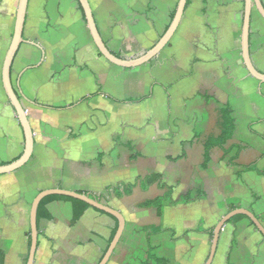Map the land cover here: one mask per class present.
Listing matches in <instances>:
<instances>
[{"label":"crops","instance_id":"obj_1","mask_svg":"<svg viewBox=\"0 0 264 264\" xmlns=\"http://www.w3.org/2000/svg\"><path fill=\"white\" fill-rule=\"evenodd\" d=\"M89 2L109 49L119 57L134 58L166 32L179 0ZM18 5L19 0H0V164L19 158L25 147L23 129L2 83ZM244 7V0H188L167 46L148 63L124 68L99 52L78 0L29 1L25 42L13 62L12 80L35 146L25 166L0 175L4 264L27 263L31 206L37 194L49 188L100 193L108 186L161 173L174 186V200L189 190L195 195L204 189L205 199L167 206L162 216L155 208L137 207L164 194L157 184L104 201L126 219L108 264H156L149 259L152 255L170 264L172 258L174 264H205L210 230L230 205L251 210L264 225V175L257 171L237 175L240 169L229 163L236 151L224 156L219 147L204 164V143L220 134V111L231 105L236 129L229 144L244 145L236 162H257L264 171V139L250 130V121L245 130L250 139L242 142L237 137L235 105L242 103L241 111L251 110L250 94L255 92L263 97L256 110L264 109V82L251 76L241 62ZM250 47L255 66L264 72V19L259 12L252 16ZM136 68L146 78L142 87L139 75L129 70ZM110 96L148 97L140 103H120ZM207 101L210 105L205 107ZM258 119L253 128L264 136V111ZM128 143L138 158H130ZM72 218L70 201L53 199L42 207L34 264H98L116 220L93 207L74 226ZM201 221L204 231L198 232ZM151 225H162L163 232L144 231ZM212 264H264L263 235L245 218L228 222Z\"/></svg>","mask_w":264,"mask_h":264},{"label":"water","instance_id":"obj_2","mask_svg":"<svg viewBox=\"0 0 264 264\" xmlns=\"http://www.w3.org/2000/svg\"><path fill=\"white\" fill-rule=\"evenodd\" d=\"M30 0H19L18 10L16 14L14 33L12 36L11 43L9 48L5 54L2 66V83L5 90V93L13 106L21 127L23 129L24 138H25V147L22 155L14 161L0 164V175L8 174L15 172L25 166L29 160L31 159L34 151L35 140H34V132L29 121L26 110L21 102L19 94L14 87L12 80V66L15 60V57L21 47V45L25 42L24 39V27L27 16V10ZM85 14V18L87 20L89 31L92 35V38L99 50V52L111 63L124 67V68H133L138 67L143 64L148 63L153 58H155L169 43L171 38L174 36L180 21L184 15L188 0H179L177 10L175 16L166 30V32L159 38L156 44L147 50L144 54L134 57V58H122L113 53L105 41L98 29L96 24V20L90 5L89 0H78ZM244 20H243V28H242V40H241V48H242V60L249 71L250 75L256 78L257 80L264 82V72H261L255 66L252 55H251V21H252V12L255 7L259 14L264 19V3L263 0H244ZM51 195H62L67 197H72L78 200H81L93 208L103 211L106 214L114 217L118 221V229L116 234L114 235L112 241L109 243V246L102 256L101 260L98 264H108L111 257L113 256L117 246L119 245L121 238L124 234L126 228V219L123 213L119 210L111 207L107 203L100 202L92 197L89 194L80 193L74 190H68L64 188H49L43 190L37 194L34 198L31 213H30V229H31V245L28 252V259L26 264H34L36 258V252L38 247V239H39V227H38V211L41 201ZM246 215L254 224V226L258 229V231L264 237V225L260 221V219L256 216L254 212L246 208H237L226 213L216 224L214 227V233L212 237V243L210 247L209 256L205 264H212L220 236L224 226L236 215Z\"/></svg>","mask_w":264,"mask_h":264},{"label":"trees","instance_id":"obj_3","mask_svg":"<svg viewBox=\"0 0 264 264\" xmlns=\"http://www.w3.org/2000/svg\"><path fill=\"white\" fill-rule=\"evenodd\" d=\"M110 97L120 103H126V102L140 103L143 100H145L148 96H140L136 98L130 97V98H125V99H119L114 96H110ZM234 111L235 110L231 105H226L224 108L221 109L220 111L221 113V121H220L221 132L217 136H210L206 139L204 143V147H205L204 164L207 165L211 161L212 150L215 147H219L223 150L224 156L230 155L234 150L236 151L235 155L230 157L229 163L236 169L237 168L240 169L237 171V175H241L243 172H246V171H257L261 175H264V171L259 169L257 162H254L248 165H239L236 162L240 152L244 148V145L243 144H232V145L229 144L230 141L233 139L234 132L236 129L235 118L233 117ZM253 125H254V122L250 124V130L253 133L258 134L260 137L264 139V136L262 134L254 130ZM127 145L132 151L130 158L131 159L138 158L139 154L136 153L134 146L131 143H128ZM179 158L180 157H177L174 160H178ZM155 184H157L158 187L164 191V194L156 196L153 199L144 200L138 203L137 207L142 208V209L155 208L159 216L163 215L164 209L167 206L177 205L180 203L189 204V203H193V202L205 199L206 197V193L204 189L199 188L195 195L193 194L192 190H189L187 193L183 194L178 200H174L173 199L174 186L169 185L167 182H165L164 176L161 173H150L145 176H141L137 178L134 182H128V183L123 182L115 186H108L103 192L91 193V194L87 193V194H89L90 197L100 202H104V201L108 202L111 200L112 195L121 199V198L132 195L134 193V190L137 187H139L143 191H147ZM80 193H83V192H80ZM53 199H63V200L72 202L73 218L71 220V226H74L81 219L86 209L92 207L89 204L81 200L72 198V197H67V196H62V195H51V196L44 198L41 201L40 206H39L38 216L40 214V210L42 209V207H44L49 201ZM237 208H240V207L235 206V205H230L228 212L235 210ZM241 218H245L249 220L251 225H254L253 222L246 215H243V214L236 215L229 222H232V221H235ZM117 229H118V221L116 220V227L113 231L110 242L112 241L114 235L116 234ZM144 231H146L147 233L148 231H150L152 234H159L163 232V228H162V225H151V226L144 227ZM196 231L198 232L204 231L203 221L200 222L199 226L196 228ZM213 231H214V227L210 230L211 238L213 237V233H214ZM30 234H29L28 248H30V245H31V235ZM107 248L105 249L104 253L106 252ZM27 259H28V256H27ZM149 259L153 260L156 264H170L169 260L160 258L155 255L150 256ZM0 264H4V253L1 248H0Z\"/></svg>","mask_w":264,"mask_h":264},{"label":"rangeland","instance_id":"obj_4","mask_svg":"<svg viewBox=\"0 0 264 264\" xmlns=\"http://www.w3.org/2000/svg\"><path fill=\"white\" fill-rule=\"evenodd\" d=\"M258 14L257 12V9L254 7L253 8V12H252V16H256ZM131 72H134L135 74H138L139 75V81L141 82V84L139 85V87H142L145 83V80L146 78L145 77H142V73H141V68H136V69H129ZM159 75L160 74H157L156 77L159 78ZM144 76V74H143ZM150 76V75H149ZM150 78V77H149ZM160 79H163V78H160ZM154 81V80H153ZM164 82L168 83L169 79H163ZM112 91H114V88L112 87L111 88ZM134 93V92H133ZM161 93V88L159 87L157 89V94H160ZM159 98H157L156 100H158ZM250 100L251 102L253 103V105H255V107L253 108V105L251 106V110L250 108L248 109L247 111V114L245 113L246 111H241L242 109V103H237L235 105L236 107V110L238 112V130H237V137L240 141L242 142H246L250 139V137L248 138L247 134L245 133V130H247V125L246 123L248 121H250L251 123L254 122V124L257 125L258 123V116L264 111V109H261L260 110H256L258 105L262 104L263 103V97L260 95V94H256L255 92L251 93L250 94ZM152 104V103H150ZM210 105V102L207 101L205 103V107L209 106ZM252 111V112H251ZM206 122H208L206 120ZM172 261H173V264H174V259L172 258Z\"/></svg>","mask_w":264,"mask_h":264}]
</instances>
